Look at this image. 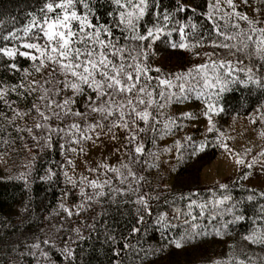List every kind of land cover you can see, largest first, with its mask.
Here are the masks:
<instances>
[{"label":"snow or ice","instance_id":"snow-or-ice-1","mask_svg":"<svg viewBox=\"0 0 264 264\" xmlns=\"http://www.w3.org/2000/svg\"><path fill=\"white\" fill-rule=\"evenodd\" d=\"M98 4H107L106 21ZM262 13L264 0H206L204 7L177 0L174 8L162 0H40L26 23L0 30V69L20 73L16 83L0 80V133H27L41 151L58 145L63 163L40 179L59 176L64 184L57 205L41 215L39 232L13 245L6 264H25V257L28 264H77L78 254L84 264L78 244L93 236L108 246L107 264H144L152 248L141 241L150 226L162 235L182 228L169 241L181 249L210 233L223 241L231 226L245 220L249 228L227 243V255L209 264H264V203H257L252 217L244 213L245 202L264 201V190L245 186L248 195L241 200L226 183L209 189L207 198L167 185L146 190L152 170L175 171L186 155L196 157L212 142L229 152L238 172L244 170L233 186L257 174L264 178V131L258 150L246 148L241 155L222 142L214 119L225 111L224 94L239 85L260 91L250 122L258 117L264 124ZM162 40L202 62L165 72L155 63ZM18 58L30 66L21 69ZM193 100L202 107L184 110ZM201 117L204 130L197 139L187 129ZM76 158H83L79 171ZM16 178L28 187V172ZM161 200L170 212L153 216L152 202Z\"/></svg>","mask_w":264,"mask_h":264},{"label":"trees","instance_id":"trees-1","mask_svg":"<svg viewBox=\"0 0 264 264\" xmlns=\"http://www.w3.org/2000/svg\"><path fill=\"white\" fill-rule=\"evenodd\" d=\"M104 0H100L103 3ZM164 7L174 8L177 0H162ZM185 4L190 0H183ZM194 3L200 7H204L206 0H194ZM40 0H0V30L10 29L13 24L20 27L27 22L26 15L29 11L35 12L39 6ZM104 7L97 5V13L102 21H106ZM244 11L245 8H239ZM248 14L253 15L251 9H248ZM264 16V13L261 14ZM198 23L203 22V18H197ZM205 27H208L205 25ZM167 49V50H166ZM203 49H198L202 52ZM202 58H194L190 54L179 50H171L162 40L159 42L155 63L162 66L165 72L169 69L175 71L177 69H186L192 63H200ZM17 63L21 69L30 66V61L24 58H18ZM20 73L13 75L3 69H0V80L8 81L9 83L18 82ZM39 78V77H36ZM32 79V77H29ZM12 99H18L16 96H11ZM262 98L260 91L254 87H241L234 85L226 92L221 100L225 109L223 113L214 117L217 127L222 134V142L226 143L234 153L243 154L246 148H251L253 153L258 150L262 143L259 137V132L264 131V124H261L258 117L255 122H250V115L255 117L254 109L259 100ZM31 103V99L27 102L19 101V107H25V104ZM202 105L198 100L189 101L184 110L196 112ZM2 108V105H0ZM11 115V113H7ZM16 123L23 126V122ZM31 123V121H29ZM203 118L199 122H192L188 127L197 139H200V134L204 130ZM183 133H177V136H182ZM19 137V138H18ZM166 139L162 144H170L171 139ZM7 140V144L4 141ZM214 141V138H213ZM225 151L210 143L204 152L196 157H188L187 155L182 162L177 165L176 170L168 169V165H163L167 171L152 170L148 176L150 184L148 188L162 191L167 185L172 188H179L183 191L195 190L198 191L201 198H207L210 195L209 189H215L218 183H226L230 185L231 195L236 200H241L248 195L243 191L246 185L239 182L233 186L232 179L227 182L205 183L200 173L204 167L210 164L218 157L219 154H227ZM174 152L170 155L174 156ZM75 158V153L70 154ZM35 157V159H33ZM163 160H168V156L162 157ZM63 163V158L60 156L57 148L54 150H43L33 145L27 133H16L13 128H8L6 132L0 133V169L2 176L0 177V264H6L12 255L13 245L18 244L24 236H30L39 232L42 227L41 215L51 211L61 198V189L64 188L63 178L57 176L52 182L42 181L40 176L45 174L47 168H52L58 171V164ZM78 165L77 171L83 164V158H76ZM176 164L175 159L170 161ZM30 165V167H29ZM21 172L29 173V184L25 188L24 181L18 180L16 177ZM71 173V169H69ZM249 187V186H248ZM258 190H262L257 188ZM257 201L254 203L245 202L244 213L248 217H252L257 211ZM27 208V213L21 212L22 208ZM158 211H169L168 206L163 200L152 202L153 216ZM124 224V221L120 222ZM204 225L210 222L207 219L202 221ZM114 227L117 225L113 224ZM249 228V221L238 223L231 226L228 237L223 241L216 238L214 234H208L195 241L185 243L181 249L170 245L169 241L174 238H179L182 228L169 230L164 235L161 234L154 226H150L147 235L141 241V244L146 248L151 247L152 253L145 258L144 264H209L211 259L223 257V251L227 250V243L233 239L239 238V234L245 232ZM23 234V235H22ZM166 237V238H165ZM203 241V242H201ZM79 249H83L84 264H107L111 253L107 250L108 246L102 244L95 236L91 240L79 242ZM259 250V249H258ZM30 257H25V264H28ZM62 260V258H60ZM77 264H80V256L78 254ZM127 264V261L125 262Z\"/></svg>","mask_w":264,"mask_h":264},{"label":"rangeland","instance_id":"rangeland-1","mask_svg":"<svg viewBox=\"0 0 264 264\" xmlns=\"http://www.w3.org/2000/svg\"><path fill=\"white\" fill-rule=\"evenodd\" d=\"M207 49H203L206 51ZM1 165V164H0ZM1 167V166H0ZM244 171L243 169L241 172ZM241 172L237 171V168L234 164L233 159L230 157V154H219L215 160L203 168L200 173L202 180L205 183H217V182H227L234 178H237ZM2 176L0 169V177ZM241 184L255 187L264 190V178L260 177L259 174L254 176L249 180L240 181ZM256 251H259L258 249ZM228 249L223 251L224 256L227 255Z\"/></svg>","mask_w":264,"mask_h":264}]
</instances>
